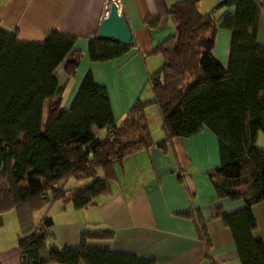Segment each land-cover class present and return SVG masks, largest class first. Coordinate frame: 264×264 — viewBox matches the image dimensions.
I'll return each instance as SVG.
<instances>
[{
  "label": "trees",
  "instance_id": "trees-1",
  "mask_svg": "<svg viewBox=\"0 0 264 264\" xmlns=\"http://www.w3.org/2000/svg\"><path fill=\"white\" fill-rule=\"evenodd\" d=\"M198 0H177L167 11L172 32L155 44L148 55L161 63L146 76L151 97L138 98L115 121L107 90L94 82L88 70L67 108L61 100L73 76L80 52L74 37L47 31L40 42L16 41L0 29V212L26 202L36 212L54 201L73 208L91 205L108 196L115 179L114 165L122 158L152 144L171 150V139L188 137L202 127L215 136L219 165L208 175L217 198L241 199L243 205L225 212L210 208L228 228L239 264H264V243L254 235L252 205L264 201V149L254 144L264 133V45L256 41L261 4L256 0H222L233 6L221 27L230 32L226 65L212 53L216 23L214 8L197 10ZM217 7V6H216ZM144 24L153 27L155 17ZM134 45L98 39L87 41V56L104 62L121 56ZM62 65L63 85L54 70ZM156 107L163 138L152 143L144 107ZM102 130L101 137L93 129ZM74 179L72 187L63 183ZM249 179L246 193L233 190ZM24 181V185L20 183ZM191 218L198 236L209 246L204 221L198 212L179 210ZM52 221L43 214L34 228L16 238L21 264H156L154 259L107 247L88 245L89 240H108L113 230L85 228L74 246L44 247ZM51 235V234H50ZM45 249L46 260L40 258Z\"/></svg>",
  "mask_w": 264,
  "mask_h": 264
},
{
  "label": "crops",
  "instance_id": "crops-1",
  "mask_svg": "<svg viewBox=\"0 0 264 264\" xmlns=\"http://www.w3.org/2000/svg\"><path fill=\"white\" fill-rule=\"evenodd\" d=\"M175 1L119 0L118 11L125 17L134 45L121 56L104 62L90 61L86 51L88 38L95 34L102 19L103 0H0V29L13 33L19 42H40L50 30L73 36V49L80 52V59L62 108L68 107L89 70L94 82L106 88L113 118L119 121L139 98L146 76L160 62L148 53L172 32L167 11ZM256 1L261 4L256 41L264 45V0ZM221 2L198 0L196 6L200 13L215 7L217 29L212 53L225 66L230 32L221 23L233 14L234 8ZM146 17L156 18L153 27L144 24ZM59 67L62 71L60 64L54 75ZM93 132L100 136L99 130L94 128ZM160 133L152 143L163 138ZM254 144L264 148V133L256 135ZM218 165L215 136L202 127L188 137L172 138L171 150L163 151L152 144L122 158L114 165L115 179L110 184V194L95 198L91 205L76 209L70 203L54 201L30 212L26 202H20L0 212V264H21L16 238L31 231L43 214L52 221L44 247L74 246L81 231L94 227L111 229L113 235L108 240H89L88 245L152 258L156 264H239L230 231L219 218L210 217L214 205L225 212L243 205L241 199L216 197L213 183L221 179L212 181L208 175ZM250 183L249 179L241 180L233 190L244 194ZM183 209L198 212L204 221L209 239L207 248L198 236L195 222L175 213ZM252 213L256 224L254 235L264 243V201L253 204ZM39 256L46 260L45 249Z\"/></svg>",
  "mask_w": 264,
  "mask_h": 264
},
{
  "label": "water",
  "instance_id": "water-1",
  "mask_svg": "<svg viewBox=\"0 0 264 264\" xmlns=\"http://www.w3.org/2000/svg\"><path fill=\"white\" fill-rule=\"evenodd\" d=\"M95 36L98 39L112 40L121 45L131 43V33L125 17L119 13L115 2H110L105 16L100 20Z\"/></svg>",
  "mask_w": 264,
  "mask_h": 264
},
{
  "label": "rangeland",
  "instance_id": "rangeland-1",
  "mask_svg": "<svg viewBox=\"0 0 264 264\" xmlns=\"http://www.w3.org/2000/svg\"><path fill=\"white\" fill-rule=\"evenodd\" d=\"M151 56H155L158 58V61L159 64L158 66L160 65L161 63V57L159 55H151ZM157 66V67H158ZM157 69V68H156ZM59 71L61 70V68L59 67L58 69ZM56 70L55 72V76L57 77V80H58V83L60 85H63V81H64V75L62 73V71H58ZM71 78L68 80L67 84H66V90L65 92H63V95H62V99L61 100V108L63 107V104H64V100H66V97L69 93V90H70V87H71ZM151 97V93H150V90L145 82L144 84V87L142 89V92L139 93V100L140 101H145L147 99H149ZM157 109L154 105L152 104H147L145 107H144V115H145V118H146V122H147V126H148V130H149V133H150V137H151V140L153 139H156V134H161V129H160V120H159V117H158V114H157ZM101 137L102 134H103V131L102 130H99V133H98ZM262 149V148H261ZM264 149V148H263ZM25 183L24 181L20 183V186H23ZM75 184V181L74 179L70 178L68 179L67 181H65L63 183L64 185V188H69V187H72L73 185ZM57 202V203H56ZM55 204H58L60 203L61 201H56Z\"/></svg>",
  "mask_w": 264,
  "mask_h": 264
},
{
  "label": "built area",
  "instance_id": "built-area-1",
  "mask_svg": "<svg viewBox=\"0 0 264 264\" xmlns=\"http://www.w3.org/2000/svg\"><path fill=\"white\" fill-rule=\"evenodd\" d=\"M115 2L117 4V6L119 5V0H103L102 2V9H101V17L103 18L106 14V11L108 9V5L110 2ZM105 12V14H104Z\"/></svg>",
  "mask_w": 264,
  "mask_h": 264
}]
</instances>
